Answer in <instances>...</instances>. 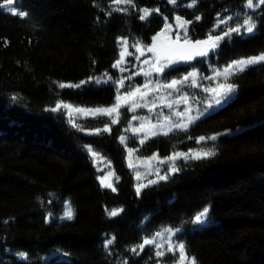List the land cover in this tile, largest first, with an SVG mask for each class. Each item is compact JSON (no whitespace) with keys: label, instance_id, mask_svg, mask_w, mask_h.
Returning <instances> with one entry per match:
<instances>
[{"label":"trees","instance_id":"trees-1","mask_svg":"<svg viewBox=\"0 0 264 264\" xmlns=\"http://www.w3.org/2000/svg\"><path fill=\"white\" fill-rule=\"evenodd\" d=\"M133 3L116 11L113 0H0V264H179L178 249L169 251L170 243H182L196 264H264V63L232 75L234 99L200 116L187 131L149 135L134 119L157 120V114L128 106L118 110L115 124L103 115L73 114L70 120L66 110L48 111L61 102L110 108L118 96L147 81L170 83L193 71L199 86L192 87L190 78L179 90L203 111L204 89L223 82V76L212 79L217 71L264 54L259 0L252 9L247 0ZM13 9L24 15H12ZM143 9L151 12L144 20ZM176 17L188 22L184 28ZM249 17L252 33L241 28L225 35ZM165 24L172 25L169 44L176 36L223 39L206 57L145 76L152 65L144 61L155 59L146 49L165 39L154 41ZM125 40L130 54L121 71L113 65ZM61 83L81 87L62 89ZM105 127L111 131L92 134ZM221 133L216 141L197 143L201 136ZM201 148L215 154L176 159L179 171H170L167 158L173 153ZM155 172L168 179L149 183L158 180ZM104 176L115 191L101 184ZM138 185H145L139 193ZM69 205L71 220L63 218ZM205 207L208 220L195 224L194 216ZM113 210L118 215L111 216ZM144 239L155 243L140 250Z\"/></svg>","mask_w":264,"mask_h":264},{"label":"snow or ice","instance_id":"snow-or-ice-1","mask_svg":"<svg viewBox=\"0 0 264 264\" xmlns=\"http://www.w3.org/2000/svg\"><path fill=\"white\" fill-rule=\"evenodd\" d=\"M9 4L13 3V0H7ZM171 3L175 4L176 0H170ZM113 3L117 6L115 8L116 11H122L126 9H121L119 6L120 5H127L131 7H135L133 0H113ZM260 4H264V0H259ZM194 6V5H193ZM247 7L249 9H252L255 7L253 0H247ZM12 15H24L23 12L17 13L16 10H12L11 12ZM149 15H151V12L149 9H143V15L140 16L139 18L144 20L146 19ZM197 19H199L197 17ZM230 19V18H229ZM176 20L178 22V26L181 28H184V26L188 23L187 21L181 20L180 17H176ZM227 20L221 21V23H227ZM254 23L252 22L251 18L249 17L246 19L241 26L238 27H232L229 28L225 31V35H231L233 32L235 33H240L241 28H243L247 33H252L254 30ZM172 28V25L170 24H165L164 31H162L157 37H154V41H159L161 37H164L165 40L168 39V33L170 29ZM223 39V36H209L207 40L204 41H197L195 44H193L191 41L185 39V45H188L190 49H195V51H190L187 48H185L184 45H180L178 42L180 40V36H176L175 41L171 44H161L159 47L157 46L156 43H153L151 47H148L146 50L148 52H152L155 56V59L153 61H148L145 60V64L151 63L152 68H150L148 71H145L143 74L145 76H150L153 71L156 73H163L164 69L166 67H169L171 64L177 63L179 61H190L193 59L195 56H201V57H206L209 54L210 50H214L218 46V42ZM125 47L122 48L119 56L120 58L116 61V63L113 65L114 67L120 68L121 71L124 69L121 67V65L124 63V58L127 53V41L122 42ZM136 50L138 52H141V55H143V52L141 51L140 47H136ZM163 61V63H161ZM264 63V54H260L257 56H253L251 58H245V59H238L234 62H232L228 67L224 68L221 71L216 72V76L212 77V79H217L221 76H223V82L217 83L215 87H208L204 89V92L208 93V96L203 99L204 104L206 107L201 111L200 109H196L198 115L193 116L191 115L193 109L191 106L188 107V109L185 112H177L175 115L178 118H181L184 122L177 123L175 125H172L169 121L168 117H165L166 125H167V130L162 131V134L167 135L169 131H171L174 128L181 129L183 131H187L189 126L194 123L197 119L200 118V116L208 113V109H213L216 110L217 106H224L226 102H230V99L232 98V94L236 91L235 85L232 83H229L228 80L229 78L237 74L239 72L245 71L249 66L251 65H256ZM198 73L193 71L189 73V75L184 76L183 80H172L170 83L163 85V87L167 89H172L174 91H179L178 86L183 84L184 82H187L191 78V86L192 87H198V82H197V77ZM105 76H107V73H105ZM108 79H111V77H108ZM89 81H84L82 83H88ZM95 82L97 84L101 83L102 80L101 78H95ZM106 82V81H103ZM121 86H123V81L121 80L119 82ZM60 88H70V87H76L79 88L81 87V84L77 85H72V84H64L61 83L59 85ZM145 89L148 88V84H145ZM141 89L137 88L134 92H129L126 96H118L117 97V103L110 108H95V109H88V108H81V107H74L73 105L66 104V103H57L55 107H52L48 109V111L51 112H60L61 110H66L67 114L70 118V120H74V115L73 114H78V115H84V116H98V115H103L107 116L111 119V122L113 124L118 122V117H119V108L121 107V101H124L125 103L128 102L130 98L136 97L137 93H140ZM144 95H147V92L144 93ZM183 102L185 104H188V97L185 95L182 97ZM167 107L171 108L172 105L168 104L166 105ZM133 110H135V106L133 107ZM73 127L79 128V130L83 131L82 128L76 123H73ZM144 126L141 125V129ZM153 128L156 126L153 125ZM165 128V125H161V129L163 130ZM101 131L104 132H110L111 129L108 127H105L104 129H96V131L92 134L99 135ZM136 131H140V129H137ZM156 132H152L151 135H156ZM225 133L221 134H214L209 137H204L201 136L197 138V143H207L208 141H216L218 138V135H223ZM121 142L123 143L125 141V137L121 136L120 137ZM143 141H141L142 143ZM214 147V145H213ZM88 151L91 152L92 156L94 158H99L98 154L93 151L91 148L88 149ZM129 156L131 157L133 153V149H129ZM215 152L213 151L212 148H208L207 150L204 148H201L199 150H192L189 153H184V152H175L173 153L172 156L168 157L167 160L171 162V168L170 171L174 174L179 171V169L176 167L174 161L176 159H184V160H200V159H205L213 156ZM157 156H153L150 158V160H156ZM163 162V161H162ZM141 163H148V161H141ZM129 167H134L132 164L131 160L129 162ZM155 174L158 176V180H152L149 181V183H157L159 180H167L168 175H159L158 172H155ZM111 175V173H109ZM140 173L137 172V179H140ZM101 184L106 187V188H112L113 191H115V188H113L112 183L108 182V176L101 177ZM145 185H138L137 187V193L140 192L141 187H144ZM208 213L209 210L207 207H205L202 211H200L198 214L194 216V223L198 225H203L207 220H208ZM111 216H116L118 215L117 210H113L110 212ZM64 219L71 220L73 218V211L71 209V206H68L67 211L64 214ZM166 232L174 235L172 229H166ZM161 233L157 232L156 237L159 238L161 237ZM112 241L109 240L108 244H111ZM155 241L153 239H144L143 243L139 245V249L143 250L145 245H152L154 244ZM175 249H178V254H179V264H196L195 258H190L185 252V246L180 243V244H171L169 245V251H175ZM133 252L137 251L136 248L132 249ZM157 255H163L161 252H157Z\"/></svg>","mask_w":264,"mask_h":264},{"label":"rangeland","instance_id":"rangeland-1","mask_svg":"<svg viewBox=\"0 0 264 264\" xmlns=\"http://www.w3.org/2000/svg\"><path fill=\"white\" fill-rule=\"evenodd\" d=\"M160 44H169V41L164 39L161 43L159 42L157 44V46L159 47ZM161 63H163V61H161ZM159 74L161 75V73H159ZM146 84H148L147 89H145V87H144L145 84L142 87H137V88L141 89V92L137 93L136 97L130 98L128 100V102H126V103L124 101H121V107L122 106H124V107L128 106L131 109V111H133V112H138L139 110H143L145 112L147 111V112L157 114V116H156L157 120H154L151 117L150 118L146 117L143 119H142V117H137V119H134L135 121H137L140 124V126H139L140 129H141V125L144 126L142 129L147 134L151 135L152 132H156L158 134V133H162V131L167 130L165 117L169 118V121L172 125L184 122L181 118H178L175 115V113L185 112L189 106H191V108L193 109L191 115H193V116L198 115L195 112L196 111L195 107L192 105L191 97L189 95H187L186 92L181 93L180 90L174 91L172 89H167V88L163 87V85L168 84V83H163L160 80L147 81ZM180 86L181 85H179L178 88ZM145 92H147V95H144ZM236 94H237V92L235 91L232 94V98L230 99V101H232V99H234ZM185 95L188 97V104H185L183 102L182 97ZM228 103L229 102H226L225 105H227ZM168 104H171L172 107L171 108L167 107L166 105H168ZM134 106H135V110H133ZM224 106H217L216 110L221 108V107H224ZM165 110L169 111L171 113V115H168V113ZM212 111H213V109H208V113H206V114H209ZM153 125H155L156 127L153 128L152 127ZM161 125H165V128L163 130L161 129ZM174 129H178V128L173 127L172 130H174ZM143 166H145V165L143 164Z\"/></svg>","mask_w":264,"mask_h":264},{"label":"water","instance_id":"water-1","mask_svg":"<svg viewBox=\"0 0 264 264\" xmlns=\"http://www.w3.org/2000/svg\"><path fill=\"white\" fill-rule=\"evenodd\" d=\"M191 41L193 44H195L197 41H203V40H189ZM180 45H184L185 47H189L188 45H185V41H179L178 42ZM193 51H195V49H192Z\"/></svg>","mask_w":264,"mask_h":264}]
</instances>
